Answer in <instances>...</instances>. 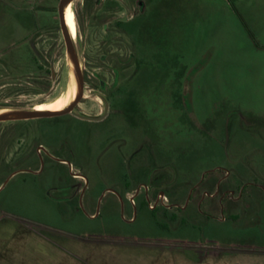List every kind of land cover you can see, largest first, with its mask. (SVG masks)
<instances>
[{
  "label": "rangeland",
  "instance_id": "rangeland-1",
  "mask_svg": "<svg viewBox=\"0 0 264 264\" xmlns=\"http://www.w3.org/2000/svg\"><path fill=\"white\" fill-rule=\"evenodd\" d=\"M58 3L0 0V109L74 88ZM70 3L83 96L0 121L6 208L192 264L264 255V0Z\"/></svg>",
  "mask_w": 264,
  "mask_h": 264
},
{
  "label": "crops",
  "instance_id": "crops-1",
  "mask_svg": "<svg viewBox=\"0 0 264 264\" xmlns=\"http://www.w3.org/2000/svg\"><path fill=\"white\" fill-rule=\"evenodd\" d=\"M81 234L17 215L0 199V264H192L186 248L101 246L94 240L81 243ZM216 264H264V255L248 253L236 260L222 258Z\"/></svg>",
  "mask_w": 264,
  "mask_h": 264
},
{
  "label": "water",
  "instance_id": "water-1",
  "mask_svg": "<svg viewBox=\"0 0 264 264\" xmlns=\"http://www.w3.org/2000/svg\"><path fill=\"white\" fill-rule=\"evenodd\" d=\"M72 0H59L58 3V19H59V25L64 37V41L66 44L67 52L74 64V68L76 71V75L78 78V90L77 94L72 102L68 104L65 108L61 110H8L6 112H3L0 114V121L5 120H19V119H31V118H39V117H54L59 116L63 114H67L73 111L74 107L77 105L81 97L83 96V81L81 78L80 68H79V62L77 59V54L75 51V46L73 43V38L71 37V34L67 28L65 19H64V8L67 4H69ZM82 118L86 119H100L101 117L93 118V117H87V116H81Z\"/></svg>",
  "mask_w": 264,
  "mask_h": 264
},
{
  "label": "bare ground",
  "instance_id": "bare-ground-1",
  "mask_svg": "<svg viewBox=\"0 0 264 264\" xmlns=\"http://www.w3.org/2000/svg\"><path fill=\"white\" fill-rule=\"evenodd\" d=\"M70 7H71V3H69L65 6V8H64V19H65L67 28L71 34V37L74 38L75 34H76V30H75V32H73V30L71 29V27L73 28V26H74V22H73L72 14L71 13L69 14ZM68 63H69L70 70L73 74V78H74V82H75L74 88L73 87L70 88L68 90V92H66V94H64L63 97H58L56 99H53L52 101L45 102L44 104L39 105L37 107V109L34 106L33 109H35V110H61V109L65 108L66 106H68V104H70V102H72L74 100V98L77 94V83H76L75 75L73 73L74 65H73V62H72L70 56H68ZM8 110L9 109H0V114L3 112H6Z\"/></svg>",
  "mask_w": 264,
  "mask_h": 264
},
{
  "label": "flooded vegetation",
  "instance_id": "flooded-vegetation-1",
  "mask_svg": "<svg viewBox=\"0 0 264 264\" xmlns=\"http://www.w3.org/2000/svg\"><path fill=\"white\" fill-rule=\"evenodd\" d=\"M72 14V17H73V22H74V26H73V28L71 27V29L73 30V32H75V30H76V22H75V16H74V12H73V9H72V7H70V9H69V14ZM70 22V21H69ZM76 35V34H75ZM64 95L62 94V95H59L58 97H63ZM58 97H56V98H58ZM55 98V99H56ZM45 103V102H44ZM44 103H41V104H38V105H36L35 106V108L37 109V107L39 106V105H42V104H44ZM164 196V195H163Z\"/></svg>",
  "mask_w": 264,
  "mask_h": 264
},
{
  "label": "built area",
  "instance_id": "built-area-1",
  "mask_svg": "<svg viewBox=\"0 0 264 264\" xmlns=\"http://www.w3.org/2000/svg\"><path fill=\"white\" fill-rule=\"evenodd\" d=\"M158 198L162 199V201H166L167 200L165 196H158ZM129 200H130L131 203H133L134 202L133 196H129ZM153 206L154 205L150 203V208H153Z\"/></svg>",
  "mask_w": 264,
  "mask_h": 264
},
{
  "label": "trees",
  "instance_id": "trees-1",
  "mask_svg": "<svg viewBox=\"0 0 264 264\" xmlns=\"http://www.w3.org/2000/svg\"><path fill=\"white\" fill-rule=\"evenodd\" d=\"M131 23V22H130ZM127 24H129V23H127Z\"/></svg>",
  "mask_w": 264,
  "mask_h": 264
}]
</instances>
